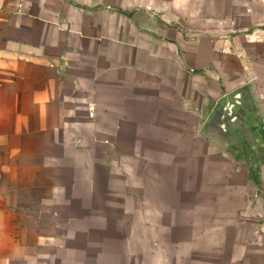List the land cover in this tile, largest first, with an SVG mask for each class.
Returning a JSON list of instances; mask_svg holds the SVG:
<instances>
[{
	"label": "crops",
	"instance_id": "obj_1",
	"mask_svg": "<svg viewBox=\"0 0 264 264\" xmlns=\"http://www.w3.org/2000/svg\"><path fill=\"white\" fill-rule=\"evenodd\" d=\"M220 31V15L190 0H0V264L43 246L30 204L53 207L61 179L80 171L92 187L110 162L161 168L189 156L201 177L205 161L222 163L228 177L208 191L212 201L224 195L239 225L264 232V162L204 152L207 120L223 131L240 112L264 130V79H251L249 59L243 77L225 68L237 58L206 36ZM251 231L247 241L264 246Z\"/></svg>",
	"mask_w": 264,
	"mask_h": 264
},
{
	"label": "rangeland",
	"instance_id": "obj_2",
	"mask_svg": "<svg viewBox=\"0 0 264 264\" xmlns=\"http://www.w3.org/2000/svg\"><path fill=\"white\" fill-rule=\"evenodd\" d=\"M191 4L206 16L220 15V33L206 36L220 45L222 53L228 56L231 51L237 58L236 67L225 68H235L243 77V63L249 59L256 65L251 79L260 75L264 79V46L260 45L264 43V0H190ZM233 42L237 48L229 50ZM256 90L261 92L259 87ZM252 100L257 101L255 105L262 101L259 95ZM245 107L247 103L242 110ZM238 114L233 121L226 116L223 131L207 120L206 158L213 152L235 155L244 167L245 154L252 165L264 162L260 117ZM242 122L256 129L249 131ZM243 144L247 147L242 154L239 145L244 149ZM188 157L160 163L161 168L158 164L110 162V176L99 175L92 187L83 179V171L61 179L53 207L46 201L40 203L41 208L32 203L27 210L44 231L43 246L28 259L12 264H264L259 238L247 241L245 237L251 230L264 234L261 228L239 225L225 209L224 195L215 203L208 192L215 183L220 189L225 185L227 166H208L210 162L205 161L201 177V161H188ZM123 164L132 172L126 177H122ZM216 170L221 178L210 177ZM36 196L44 198L43 194Z\"/></svg>",
	"mask_w": 264,
	"mask_h": 264
}]
</instances>
